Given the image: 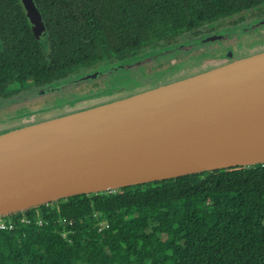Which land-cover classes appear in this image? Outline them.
I'll use <instances>...</instances> for the list:
<instances>
[{
  "label": "trees",
  "instance_id": "trees-1",
  "mask_svg": "<svg viewBox=\"0 0 264 264\" xmlns=\"http://www.w3.org/2000/svg\"><path fill=\"white\" fill-rule=\"evenodd\" d=\"M33 1L44 22L38 34L17 0H0V99L62 86L85 71L126 72L140 56L178 53L183 37L200 46L198 39L234 17L264 11V0ZM181 60L178 53L175 63L160 66ZM38 209L40 225L30 209V223L11 216L13 227L0 230V264H264V164L76 195ZM102 221L108 226L99 230Z\"/></svg>",
  "mask_w": 264,
  "mask_h": 264
},
{
  "label": "water",
  "instance_id": "water-1",
  "mask_svg": "<svg viewBox=\"0 0 264 264\" xmlns=\"http://www.w3.org/2000/svg\"><path fill=\"white\" fill-rule=\"evenodd\" d=\"M17 1L32 33L43 32L34 1ZM257 164H264V51L0 135V217L76 195Z\"/></svg>",
  "mask_w": 264,
  "mask_h": 264
},
{
  "label": "rangeland",
  "instance_id": "rangeland-1",
  "mask_svg": "<svg viewBox=\"0 0 264 264\" xmlns=\"http://www.w3.org/2000/svg\"><path fill=\"white\" fill-rule=\"evenodd\" d=\"M262 31H264V25H262L260 29L242 33L241 36H236L233 40H220L218 43H213L212 45L201 46L200 48L197 47L195 51H190L192 48L189 49L188 46L182 47L177 52L181 54V57L186 58V60H181V63L175 65V67L171 69L164 68L166 66L162 65L159 67L160 70L156 72V74H146L148 71L146 69L144 70V68H146V66L149 67L152 62L153 64L155 63V65H159L162 61H172V64L178 53L172 52L166 54L165 52L163 53L164 55H158L159 57L156 60L147 62V65L142 61L135 66L125 67L124 69L126 72L113 73L115 70H112L110 73L103 76L102 79L95 80L101 83L99 88L92 89L93 81L87 83L86 80L88 79H84L81 80L79 84L73 82L63 87L56 86L48 89L45 91V95L35 96V93L30 94L28 92L21 94L18 92L19 95L14 93L8 99L0 100V135L16 132L30 125L55 119L69 112L117 100L131 93L166 84L172 82V80L175 81L174 79L176 78L181 79L192 76L199 72L193 69L202 67L204 63L202 61L208 60L205 57L206 53L210 52L208 50L219 45L233 48L235 46H251L254 44L252 41L257 40L253 38V35ZM248 37H251V40H248ZM257 38H259V36ZM192 52H198V55H192ZM237 53L241 54L243 51L241 50ZM207 63L208 62H206L205 65H207ZM151 69H153V67ZM95 78L96 75L92 79ZM91 91L92 93L86 94ZM78 94L80 96H78ZM1 218L4 217H0V219Z\"/></svg>",
  "mask_w": 264,
  "mask_h": 264
},
{
  "label": "flooded vegetation",
  "instance_id": "flooded-vegetation-1",
  "mask_svg": "<svg viewBox=\"0 0 264 264\" xmlns=\"http://www.w3.org/2000/svg\"><path fill=\"white\" fill-rule=\"evenodd\" d=\"M254 14H256V13H254ZM238 19H241V20L238 21ZM261 21H264V11H261L257 15V17L253 16L252 13H246V14H243V16L241 18L234 17V19L228 21L225 25H223L222 28H220L217 31H214L212 33H208V34H206V36H208V35H216L218 33H225L224 38L221 39V40L226 39L227 41H230V40H233V38H235L236 36H241L242 33L248 32L250 30L252 31V30H256V29L262 28V26H259V27H255L253 29H245L250 24L256 23V22H261ZM235 22H238V24L235 23ZM258 36H259V38H257ZM253 38H256L257 40L252 41V42H254V44L251 45V46H248V45H245V47L235 46L233 48V47H230V46H227L226 47V46H223V45H219V46H216L215 48H212L211 50H208L210 52L204 51V52H207L206 55H205V57L208 60H206V61L203 60L202 61V62H204L203 63V66L202 67H197V69L195 68L193 70H197V72L198 71L201 72V71L207 70V69L212 68V67H217V66L223 65L225 63H229L232 60H236L237 58L238 59L244 58V57H247L249 55H253V54H256V53H259V52L264 51V31L255 33L253 35ZM247 39L248 40H251V37H248ZM188 40H189L188 38H184L183 37L182 40H181L182 43H180L179 46L186 45L188 43ZM213 43H218V41L217 42H211V43H205V44H199L200 46L193 45L192 44L189 47V49L192 48V49H190V51H195V50H197V47L200 48L201 46H208V45H212ZM241 50L243 51V53L238 54L237 52H239ZM197 53L198 52H192V55H196ZM229 53L231 54L230 55L231 56V59H229V60H220V59H217V57L222 56V55L225 56L226 54L228 55ZM152 54L153 53L146 54V56H144V55L143 56H140L138 58V60L146 57V60L143 61V62H144L145 65H147V62L154 61V60H156V58H158V57H156V58L155 57L149 58L148 56L149 55H152ZM166 54H170V53L166 52ZM161 55H164V54H161ZM135 60H137V59H135ZM135 60H133L131 63L135 62ZM165 62L166 61H162L159 65H155V63L153 64V62H152L150 64V66L149 67L146 66V68H144V70L146 69L148 71V73H146V74H151V68L154 65L159 67L161 64H163ZM206 62H208L207 65H205ZM173 63H175V61ZM127 67H130V65L127 66ZM111 71H106L104 73H102L100 71H98V72L85 71L79 77H76V78L71 79L65 85L71 84L73 82H77L79 84L81 80L88 79V80H86L87 83H91V81H93L92 82V87H94V85H95V88H99L101 86V83L98 80L100 78L102 79L103 76H105L106 74L110 73ZM113 73H117V72L114 71ZM95 75H96V78L95 79H92ZM89 79H91V80H89ZM96 79H98L97 82L95 81ZM63 86L64 85H62L60 87H63ZM48 89H51V88H39V89L36 88V89H33V90H28V91H15L14 93H17L16 95H19V93L21 94V93H25V92L27 93L28 92L30 94H34L35 93V96H37V95H45V91L48 90ZM92 89H94V88H92ZM92 91L89 92V93H86V94H90V93H92ZM78 96H80V95L78 94ZM9 97H7L6 99H8ZM0 100H4V99H0Z\"/></svg>",
  "mask_w": 264,
  "mask_h": 264
},
{
  "label": "built area",
  "instance_id": "built-area-1",
  "mask_svg": "<svg viewBox=\"0 0 264 264\" xmlns=\"http://www.w3.org/2000/svg\"><path fill=\"white\" fill-rule=\"evenodd\" d=\"M58 201H60V200H58ZM58 201L49 202V203L44 204L43 206H44V208H53V207L56 206V203ZM38 208H34L33 211H34V215L37 216V224L40 225L41 224L42 211L41 210L39 211ZM27 211L18 213L17 215H8V216H6L4 218H1L0 219V230H6V229H9L10 230L13 227V223H12V220L10 218L11 216H17V217H19L21 223H26V224L30 223L29 218H27V216H26V212ZM60 221L64 225L65 224H68V225H71L72 224V221H66V219H61ZM107 226H108L107 223L104 222V221H102L99 224V230H101L102 228H107ZM67 233L68 232H66V231H61L60 234H59V236L64 239V238H66Z\"/></svg>",
  "mask_w": 264,
  "mask_h": 264
},
{
  "label": "bare ground",
  "instance_id": "bare-ground-1",
  "mask_svg": "<svg viewBox=\"0 0 264 264\" xmlns=\"http://www.w3.org/2000/svg\"><path fill=\"white\" fill-rule=\"evenodd\" d=\"M238 59V58H237Z\"/></svg>",
  "mask_w": 264,
  "mask_h": 264
}]
</instances>
